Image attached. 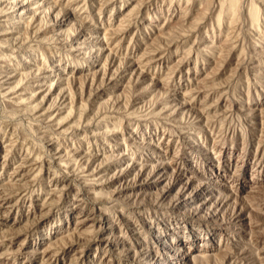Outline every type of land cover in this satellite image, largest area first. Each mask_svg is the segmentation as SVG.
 I'll return each instance as SVG.
<instances>
[{
	"label": "rangeland",
	"instance_id": "374dc122",
	"mask_svg": "<svg viewBox=\"0 0 264 264\" xmlns=\"http://www.w3.org/2000/svg\"><path fill=\"white\" fill-rule=\"evenodd\" d=\"M3 9L0 264H264V0Z\"/></svg>",
	"mask_w": 264,
	"mask_h": 264
},
{
	"label": "bare ground",
	"instance_id": "6f19581e",
	"mask_svg": "<svg viewBox=\"0 0 264 264\" xmlns=\"http://www.w3.org/2000/svg\"><path fill=\"white\" fill-rule=\"evenodd\" d=\"M9 1H11V0H9ZM9 1L8 0H0V39H2V38H5L7 40L10 39L11 41H13L15 43L21 42V41H19V39L17 37L18 32H20V27L17 26L16 21H21L25 24L26 20H22V13H19V15H17L14 12L8 13L7 11H5L3 9L4 6L6 5V3H8ZM30 3H32V2H30ZM18 4L22 5L23 7H27V9L30 7V6H26V4L24 2H22V3L19 2ZM21 10H24V9H21ZM34 12H36V11H34ZM73 16H74V13H73ZM8 54L10 55V48L7 49L5 46L0 44V75L5 76L4 80H6L7 82L14 80L13 76H14V72H16L15 71L16 69H14L15 66L12 64L11 60L10 59L7 60V58H6V56H8ZM10 56H8V57H10ZM16 59L18 60V58H16ZM21 59H23V58H21ZM23 61H24V59H23ZM28 61L30 62L31 60H28ZM28 61H26V62H28ZM19 63H21V62L19 61ZM17 64H18V62H17ZM17 64H16V66H17ZM6 84H8V83H6ZM69 95L72 97L74 94L69 93ZM6 97H7L6 102L8 103L9 106H11V108H16L19 104H21V97L19 96V94L16 95V93L15 94L11 93V90L10 91L8 90ZM42 98H43V96H42ZM62 102H64V101H62ZM1 143H2V141L0 140V146H1ZM62 182L65 185L68 184V178L66 176H64Z\"/></svg>",
	"mask_w": 264,
	"mask_h": 264
}]
</instances>
